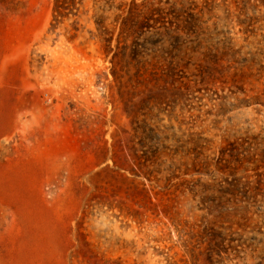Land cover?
<instances>
[{
    "label": "rangeland",
    "instance_id": "rangeland-1",
    "mask_svg": "<svg viewBox=\"0 0 264 264\" xmlns=\"http://www.w3.org/2000/svg\"><path fill=\"white\" fill-rule=\"evenodd\" d=\"M0 264H264V0H0Z\"/></svg>",
    "mask_w": 264,
    "mask_h": 264
}]
</instances>
